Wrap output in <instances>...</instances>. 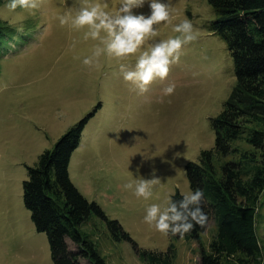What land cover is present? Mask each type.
<instances>
[{
	"label": "rangeland",
	"instance_id": "obj_1",
	"mask_svg": "<svg viewBox=\"0 0 264 264\" xmlns=\"http://www.w3.org/2000/svg\"><path fill=\"white\" fill-rule=\"evenodd\" d=\"M97 2L114 13L122 0H41L36 10L15 12L0 0V17L11 26L0 41V264H53L47 235L36 230L24 206L22 183L27 166L36 164L42 151L95 106L71 155L69 178L85 198L118 220L132 241L114 239L94 214L80 231L108 264H147L133 243L154 251L173 243L175 264H199L201 249L209 250L215 234L212 219L196 240L165 235L143 217L150 204L163 205L176 191H192L185 165L214 146L211 118L222 110L235 83L226 44L208 27L215 12L207 0H164L172 23L154 25L158 34L147 36L136 53L117 58L105 52L87 66L84 57L103 46L101 41L84 38L87 26L61 25L59 16L75 15L81 6ZM133 11L150 15L148 0ZM185 18L191 19L198 38L183 46L180 62L170 66L165 79H154L141 94L123 78L120 64L134 68L142 51L181 35L173 25ZM170 83L175 91L165 95ZM235 145L249 147L245 135ZM154 167L160 183L149 199L124 187L129 180L151 178ZM256 230L264 264V190Z\"/></svg>",
	"mask_w": 264,
	"mask_h": 264
},
{
	"label": "trees",
	"instance_id": "obj_2",
	"mask_svg": "<svg viewBox=\"0 0 264 264\" xmlns=\"http://www.w3.org/2000/svg\"><path fill=\"white\" fill-rule=\"evenodd\" d=\"M207 2L216 16L208 27L226 44L235 83L222 110L211 118L214 146L185 165L191 190L204 191L202 206L208 218L183 237L199 239L212 219L215 234L209 250L201 249L199 264H263L256 214L264 190V0ZM10 28L0 17V41ZM96 107L42 151L36 164L27 166L22 183L24 206L36 230L46 233L53 264H108L79 229L92 214L104 221L114 239L132 241L118 220L85 198L69 178L71 155ZM243 135L249 145L244 149L235 145ZM182 195L176 191L171 197L179 200ZM133 244L147 264H175L173 243L165 251L141 250Z\"/></svg>",
	"mask_w": 264,
	"mask_h": 264
},
{
	"label": "clouds",
	"instance_id": "obj_3",
	"mask_svg": "<svg viewBox=\"0 0 264 264\" xmlns=\"http://www.w3.org/2000/svg\"><path fill=\"white\" fill-rule=\"evenodd\" d=\"M146 0H122L117 11H106V5L92 3L81 6L75 15L71 12L59 16L61 25L68 24L73 28L88 27L84 38L99 39L103 46L97 45L90 56H85L83 64L93 66L98 63L103 53L117 58L126 57L136 53L144 43L147 36H156L161 22L172 23L170 4L164 0H148L151 8L150 15L136 14L133 9L142 7ZM5 7L12 12L18 8L21 10H36L41 7V0H6ZM18 31H23L20 27ZM173 31L179 36L161 39L150 49L142 51L135 67L129 68L126 64H120V71L126 81L135 85L139 92L148 91L151 82L156 79H165L170 71V66L178 64L184 45L198 38V32L194 29L191 19L185 18L173 25ZM107 33L102 36L101 33ZM175 83H170L163 91L165 95H171L175 91ZM154 167L151 178L129 180L124 184L126 189L134 192L136 197L145 200L153 195V187L160 183V177L156 175ZM204 191L196 189L182 195L179 200L169 196L162 204L152 203L146 209L144 221L154 226L165 235L169 232L183 237L190 233L197 225L203 226L207 222V213L203 208Z\"/></svg>",
	"mask_w": 264,
	"mask_h": 264
}]
</instances>
